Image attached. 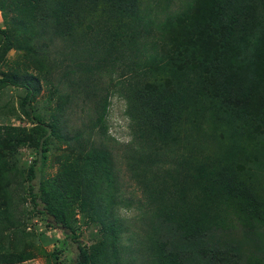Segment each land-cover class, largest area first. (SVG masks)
Here are the masks:
<instances>
[{"label":"trees","instance_id":"obj_1","mask_svg":"<svg viewBox=\"0 0 264 264\" xmlns=\"http://www.w3.org/2000/svg\"><path fill=\"white\" fill-rule=\"evenodd\" d=\"M0 11V92L24 88L15 116L34 124L7 122L15 105H4L0 264L41 252L40 213L78 242V264H264V0H0ZM44 85L48 117L34 107ZM115 93L139 196H126L115 155L97 142ZM78 99L96 119L71 133L66 106ZM57 139L70 147L38 179V157L22 162L21 148L46 164ZM83 225L98 229L90 245L78 240Z\"/></svg>","mask_w":264,"mask_h":264},{"label":"rangeland","instance_id":"obj_2","mask_svg":"<svg viewBox=\"0 0 264 264\" xmlns=\"http://www.w3.org/2000/svg\"><path fill=\"white\" fill-rule=\"evenodd\" d=\"M179 3V2H178ZM3 21V15L0 11V22ZM53 46H57L58 49L60 48H66V44L62 42L61 40L58 41ZM55 51V50H54ZM57 54H54V57H57ZM17 58V52L11 51L9 55L10 61L6 63L5 66H1V68L6 72L9 70L11 66V60ZM66 64L62 65V69H65ZM61 74H64V71L60 69ZM1 75V73H0ZM52 78H54V82L57 83V78L52 75ZM51 87L50 86H42L40 93L37 95V98L34 100V107L36 108L37 112L40 114H45L46 117H48V114L52 109L48 108L49 103L48 96L51 93ZM26 90L24 88H19L15 85H8L7 87L2 88L1 99H0V117L5 118L6 112L8 111V108H6L4 105L8 103L9 107L12 105H15V108L13 109L14 113L9 118L10 120H6L7 122H11L14 125H27L29 128L34 126L33 122L29 120L28 118L22 117L21 120L18 119L16 114H19V111L17 109V100L25 95ZM51 107H57V105H60V102L55 100L50 103ZM67 111L65 113V116L68 117V122L70 124V131L71 133H74L76 130L82 131L83 127L85 126V123H90L91 120L96 119V110L94 109V106H87L86 103L78 99L76 102L70 103L66 106ZM125 108H126V101L122 96H118L117 93L111 96V105L109 107V115L107 120H109V129L107 137L101 134V132H97V142H103L102 146L105 148H108L114 155L117 162V167L119 170V177H121L123 185H124V191L126 196L130 195L135 192L137 196H139V192H136V187L134 185V180L130 177V172L126 167L125 160L123 157V152L126 146L131 142L132 135L130 133L129 128V119L125 115ZM20 117V116H19ZM86 127V126H85ZM69 146L68 143L62 142L61 140H56L52 144V149L49 152L48 159L46 161V164L43 163V159L39 157V155L36 153V151L32 150L30 146L28 147H22V162L27 161L28 163L32 162L34 158L39 159V166H38V179L44 175L46 178L53 177L60 166L59 157L63 153L65 149H67ZM131 193V194H130ZM29 208L32 207V204L27 205ZM42 208V207H40ZM122 215L125 218L131 219L134 222V217H136L137 212L135 210L131 211H122ZM82 216V214H81ZM47 217V218H46ZM52 217H49V215H43L38 214L32 217L31 224H32V231L36 232H45L47 235L46 237L39 236V239L37 241V249L40 250L37 252L36 257L32 259H28L24 261L23 263L18 264H78L77 263V257H78V242L73 240H68L65 236V232L57 227L48 226L47 223H51ZM135 224V231H138V225ZM134 228V227H133ZM98 229L94 228H87L83 225V227L80 230L79 234V241H82L86 245H90L93 242V234L97 233ZM239 235H241V232H239ZM98 237V236H97ZM53 239V240H50ZM66 239L69 241V243H65V246L61 244V240ZM125 244L129 245V242L125 240ZM61 248V251L58 253V258L54 259V256L51 255V253H54L56 249ZM47 252V253H45ZM48 254V256H47Z\"/></svg>","mask_w":264,"mask_h":264}]
</instances>
